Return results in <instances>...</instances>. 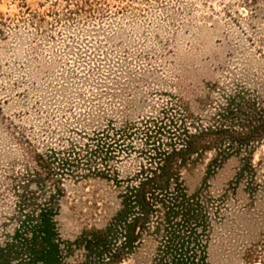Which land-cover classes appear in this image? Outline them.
<instances>
[{"label":"rangeland","instance_id":"obj_1","mask_svg":"<svg viewBox=\"0 0 264 264\" xmlns=\"http://www.w3.org/2000/svg\"><path fill=\"white\" fill-rule=\"evenodd\" d=\"M0 264H264V0H0Z\"/></svg>","mask_w":264,"mask_h":264},{"label":"trees","instance_id":"obj_2","mask_svg":"<svg viewBox=\"0 0 264 264\" xmlns=\"http://www.w3.org/2000/svg\"><path fill=\"white\" fill-rule=\"evenodd\" d=\"M140 200H142L143 198L140 196V198H139ZM136 225H134V227H135ZM131 237H132V235H131ZM130 236L127 238V240H128V242H127V244H130V243H132V238H131Z\"/></svg>","mask_w":264,"mask_h":264}]
</instances>
